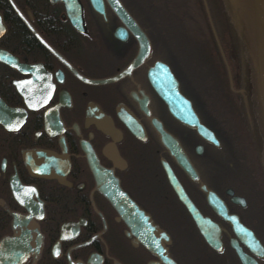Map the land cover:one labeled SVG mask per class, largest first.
Returning <instances> with one entry per match:
<instances>
[{"label":"flooded vegetation","instance_id":"1","mask_svg":"<svg viewBox=\"0 0 264 264\" xmlns=\"http://www.w3.org/2000/svg\"><path fill=\"white\" fill-rule=\"evenodd\" d=\"M165 3L0 0V264H264V106L180 73Z\"/></svg>","mask_w":264,"mask_h":264},{"label":"rangeland","instance_id":"2","mask_svg":"<svg viewBox=\"0 0 264 264\" xmlns=\"http://www.w3.org/2000/svg\"><path fill=\"white\" fill-rule=\"evenodd\" d=\"M208 1L210 2V4H212V11H213L212 13L215 14V6H214L215 0H208ZM231 1H232L233 10L235 12L234 15H236L235 19L238 22L242 21L241 26L247 29L248 45L250 48L252 47L254 51L255 29H254L253 0H231ZM160 8L164 9L163 13L166 12L168 18V22H166L168 29L164 28V31H166L165 40L167 42V54L170 55L168 57L172 59L173 63L176 64V67L180 69V73L182 75L183 74L185 75V69L183 67H185V63L187 59L192 60L202 57L206 58V55L205 56L201 55L202 53L205 54L203 50L206 51V49L207 52H213L212 44L211 43L209 44L208 42L200 41L201 38L198 37V36L201 37L204 36V38H206L208 29H210V32L212 33L210 26L208 28L207 25L208 18L206 17L207 15H205L206 12L204 9V5H201L199 0H166V3L161 5ZM170 18L174 20L169 21ZM177 26H179L178 29L179 31H177ZM213 59H215V61L213 62L214 63L213 73L216 79L215 83L217 82L218 84V82H220L218 77L220 73L223 75L222 79L226 84V88H228L229 80H227V74L224 75V73L222 72V66H221L222 60L220 58H215V57H213ZM204 63H205L204 67L207 68L206 65V63H208L207 60H205ZM204 73H207V70H205ZM193 76L195 77V73H193L191 77L194 78ZM235 88L239 89L240 87H235ZM246 91L248 95V102L253 106L254 109V107H256L257 105H255V103H253V101L250 100L251 98L249 96L250 94H252V91H248V90ZM232 94L234 93L230 92L231 105L237 106L236 100L238 99L235 96L232 97ZM238 97L242 101L241 94H239ZM238 108L240 107L238 106ZM258 110H260V108H258Z\"/></svg>","mask_w":264,"mask_h":264},{"label":"trees","instance_id":"3","mask_svg":"<svg viewBox=\"0 0 264 264\" xmlns=\"http://www.w3.org/2000/svg\"><path fill=\"white\" fill-rule=\"evenodd\" d=\"M206 1L211 14L213 12L212 4H210L208 0ZM199 2L202 4L201 0H199ZM262 5H263V18H264V0H262ZM214 6H215V14L211 15V18H213L212 22L214 21L213 25L215 27V30H217L216 31L217 37L230 69L233 87L234 88L240 87L244 89L245 92H247L246 90L252 91V94L249 95L251 98L250 100H252L253 103H255V105L257 106L254 107L253 109V106L248 102L247 93H245L246 96L244 94L241 95L242 101L238 97L239 94H232V97L235 96L238 99L236 100V104L241 109H243V107H245L246 105H249L253 113H256L259 111L258 110L259 106H264V103L262 101L260 86L257 76V64L255 62L256 55H254L255 49L253 51L252 47L250 48L248 45L247 29L241 26L242 21L238 22L235 19L236 15H234L235 12L233 10L232 1L215 0ZM207 25L209 28L210 26L209 21L207 22ZM263 29H264V25H263ZM206 36H207L206 38H204V36L203 37L198 36V37L201 38L200 41L208 42L209 44L211 43L213 52H207L206 49V51L203 50L205 54L202 53L201 55L204 56L206 55V57H215L221 59V54L215 43L213 34L210 32V29L207 30ZM221 62H222L221 63L222 72L225 75L227 74L226 66L225 64H223V61ZM257 114H259V112Z\"/></svg>","mask_w":264,"mask_h":264},{"label":"water","instance_id":"4","mask_svg":"<svg viewBox=\"0 0 264 264\" xmlns=\"http://www.w3.org/2000/svg\"><path fill=\"white\" fill-rule=\"evenodd\" d=\"M203 5L205 8V12L209 21V25L212 31V34L214 36V39L216 41L217 47L220 51L221 57L224 61V64L226 66V70L229 76L230 86L231 89L233 88L232 84V78L229 66L227 64L226 58L224 56V53L222 51L220 42L217 37V33L215 31V27L212 23L211 15L209 12V8L207 5L206 0H202ZM254 4V29H255V52H256V59H257V72H258V81L260 86V92L261 96L263 98L264 102V64H263V32H262V16H263V5L262 0H253ZM159 68V67H158ZM154 73V75H153ZM159 71L156 67V70L152 71L153 78L156 80L157 85V92L159 93L160 97L166 102V104L169 106V109L174 115H177L178 108L181 105L180 101L183 102L182 96L178 89V83L175 79L174 75L171 73L170 69L166 66V68H162V73L159 75ZM160 77V78H159ZM201 129V128H200Z\"/></svg>","mask_w":264,"mask_h":264},{"label":"bare ground","instance_id":"5","mask_svg":"<svg viewBox=\"0 0 264 264\" xmlns=\"http://www.w3.org/2000/svg\"><path fill=\"white\" fill-rule=\"evenodd\" d=\"M202 1V0H201ZM209 3V2H208ZM202 5V4H201ZM210 5V4H209ZM159 6V5H158ZM254 6V5H253ZM203 7V6H202ZM209 8V7H208ZM254 8V7H253ZM205 9V8H204ZM210 12V11H209ZM212 12V11H211ZM213 13H211L210 15H212ZM263 14V13H262ZM206 15V14H205ZM211 19H213V18H211ZM214 22V21H213ZM212 22V23H213ZM264 25V18H263V16H262V26ZM215 31H217V30H215ZM262 32H263V47H264V29H263V27H262ZM248 36V35H247ZM255 42V41H254ZM226 55V54H225ZM255 55V54H254ZM223 64H224V62H223ZM255 64V63H254ZM256 64H257V59H256ZM263 64H264V48H263ZM255 66V65H254ZM243 67V66H242ZM257 76H258V72H257ZM259 80V79H258ZM246 93V92H245ZM244 93V95L246 96V94Z\"/></svg>","mask_w":264,"mask_h":264}]
</instances>
